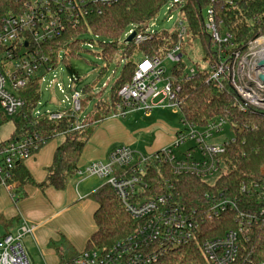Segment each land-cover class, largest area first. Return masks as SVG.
I'll return each instance as SVG.
<instances>
[{"label": "built area", "instance_id": "2783aa9c", "mask_svg": "<svg viewBox=\"0 0 264 264\" xmlns=\"http://www.w3.org/2000/svg\"><path fill=\"white\" fill-rule=\"evenodd\" d=\"M118 1L31 0L23 14H9L0 19V124L15 116L18 122L20 118L26 119L22 113L25 101L18 95L19 91L26 87L38 71L43 72L39 77L41 85L43 75L55 70L48 65L47 58L39 56L37 51L20 54L22 44L28 47L25 41L29 39L34 45H42L57 37L67 20L76 26L79 18L90 13L93 7L110 6ZM236 1L208 0L204 29L212 43L220 48L222 56L209 67V81L216 83L219 88L228 82L240 100L239 109L242 112L253 109L264 115V79L260 78L264 77V36L250 40L243 52H228L226 48L231 49L233 46L232 37L228 33L220 36L217 31L215 6L221 3L231 7ZM178 3L173 0L171 7ZM153 26L152 21L143 32L131 28L128 35L134 33L132 42L135 45L142 44L156 34V31L151 30ZM185 33L186 29L181 28L177 33L178 40L182 41ZM180 42L163 59L143 58L137 63L131 81L118 92L121 104L112 118L135 112L148 115L157 108L180 112V103L176 97L179 87H173L171 77L163 79V60L175 65L183 59ZM8 63H13L12 72L8 71ZM189 74L193 75L194 71L191 70ZM69 82L71 96L66 98V109L45 111L42 115L34 110L32 117L52 122L71 119L73 123L70 130L84 129L85 122L78 119L81 92L75 89L72 78ZM56 88L60 94H66L61 84L56 83ZM33 125L32 122L29 127L33 128ZM182 125L183 130L173 135V144L154 154H139L122 145L113 148L105 162H92L87 166V175L107 179L106 185L136 223V228L109 248L84 250L70 261L60 264H156L172 251L197 242L205 224L229 211L236 214V228L221 237L203 239L200 250L204 264H237L239 238L244 228L258 225L264 220V166L260 169V178L242 185L237 195L206 194L204 199L207 206L202 210L191 209L180 202V195L169 179L164 178L163 189L158 190L155 186L152 189V184L147 180V167L155 163L167 165L174 177L194 176L204 182V179L219 173L222 165L225 166V147L233 142V138L219 144L212 142L214 134L228 126L221 118L203 128L185 122ZM45 139L36 130L17 133L15 129L8 139L0 141L1 187L9 189L7 181L11 179L15 164L33 157L46 144ZM185 144L189 146L182 150ZM175 150L178 154H175ZM243 197L257 199L260 208L244 207L246 201ZM33 230L34 226L24 224L16 234L0 237V264H30L21 241L25 235L32 234Z\"/></svg>", "mask_w": 264, "mask_h": 264}, {"label": "trees", "instance_id": "16d2710c", "mask_svg": "<svg viewBox=\"0 0 264 264\" xmlns=\"http://www.w3.org/2000/svg\"><path fill=\"white\" fill-rule=\"evenodd\" d=\"M31 0H0V19L6 15H21L26 10V5ZM173 0H119L117 3L105 7H93L86 16L79 18L76 26L67 20L63 31L53 40L42 45H34L27 39L28 47L22 44L20 54L37 51L39 56L46 57L48 65L56 69L63 64L74 82L79 78L72 68L71 61L78 58L81 45L85 44L87 37L102 39L98 43L101 49L106 68L99 75L107 72V68L115 60L117 54L124 60L119 76L110 89L109 104L99 100L96 108L104 107V118L115 114L121 104L118 97L119 90L128 84L134 74L137 63L143 58L165 57L173 46L179 43L177 33L169 31L156 32L151 40L139 45L124 42L119 44L121 36L129 28L136 32H143L152 22L160 10ZM169 13L178 10L186 26V34L193 43H198L202 60L208 69L187 72L183 59L173 65L170 70L173 87H179L176 97L180 103L182 122L203 128L217 119L226 121L228 127L234 131L233 142L226 145L223 156L226 172L221 174L214 185L209 186L201 179L194 176L174 177L167 165L155 163L147 167V180L158 190L163 189L164 178L175 185V190L180 195V202L187 207L202 210L207 206L204 196L206 194H220L225 196L237 195L242 185H247L260 178V169L264 166V115L258 114L253 109L242 112L239 109L240 100L228 82L222 88L209 81V67L219 57V47L212 43L209 34L204 29L205 11L208 0H177ZM69 16V14L67 15ZM68 18V17H67ZM66 18V19H67ZM217 31L220 36L228 33L232 37V48L226 51H240L246 49L247 43L258 37L264 36V0H237L231 6L221 3L215 6ZM181 43V42H180ZM133 51H136L134 55ZM139 59L138 62L134 60ZM39 76L32 78L21 94L25 101L22 113L26 119H19L15 129L17 133L25 130H36L45 139L46 143L53 138L63 135L64 141L56 148L51 166L46 171L45 180L36 183L24 166L18 162L12 171L11 179L7 181L8 192L14 203L25 198L24 187L35 186L39 189L47 187L63 191L70 180L78 171V163L84 151L88 137L79 140L81 131H72L71 119L52 122L44 118H33L40 98ZM93 88L85 86L81 89L92 99ZM34 127H29L31 123ZM244 207L260 208L257 199L243 197ZM92 200L98 208L93 215L95 232L86 243L85 250H104L131 234L136 228V223L124 211L120 201L108 185H103L93 195ZM234 211L226 212L205 224L201 230V238L189 246H184L163 256L156 264H204L200 246L203 239L217 238L226 232L234 230L237 226ZM17 218L1 222L4 224L5 234L10 228L16 226ZM1 237V236H0ZM240 253L237 264H263L264 263V220L258 225L245 227L239 238ZM53 245V244H52ZM55 246V245H54ZM61 255L60 248H55ZM70 261V260H69ZM63 263V262H62Z\"/></svg>", "mask_w": 264, "mask_h": 264}, {"label": "crops", "instance_id": "0c3cea01", "mask_svg": "<svg viewBox=\"0 0 264 264\" xmlns=\"http://www.w3.org/2000/svg\"><path fill=\"white\" fill-rule=\"evenodd\" d=\"M154 135L152 145L146 149L147 155L173 144L174 136L171 134L156 132ZM52 140L24 162L26 170L36 183L45 180L55 150L62 143ZM134 143L136 140L117 120L104 118L97 122L96 128L88 137L77 166L78 171L63 191L50 187L39 189L35 186H25V198L13 203L8 190H0L1 218L3 221L13 218L18 220L16 226L10 228L9 234H16L24 224L34 226L32 234L25 235L23 239L31 237L44 264L68 262L83 252L96 229L93 215L98 206L92 200V195L103 186L99 183V178L87 175L85 169L92 162H105L110 151L117 146L125 145L133 150ZM0 226L2 236L7 232L3 223ZM64 242L70 251L61 252L59 255L55 248H60ZM24 250L27 252L26 247Z\"/></svg>", "mask_w": 264, "mask_h": 264}, {"label": "rangeland", "instance_id": "374dc122", "mask_svg": "<svg viewBox=\"0 0 264 264\" xmlns=\"http://www.w3.org/2000/svg\"><path fill=\"white\" fill-rule=\"evenodd\" d=\"M171 3L166 4L158 13L156 18L153 20L154 26L151 30L156 32L169 31L171 33H179L181 28H186L183 23L182 17L178 10L169 13ZM182 24V25H181ZM131 30L129 28L125 35L121 36L119 39V44L124 45L127 39L128 32ZM102 42V39L96 37H87L85 44L81 45L80 51L78 52V58L71 61V65L75 73L77 74L79 81L74 82V87L77 91L81 92V89L85 86H91L92 99H88L87 93L83 94L81 92V111L78 113V119L86 123L83 131L79 134L78 139L83 140L89 137L93 130L96 128L97 122L104 119V107L96 108V104L99 100L104 103L109 104L110 89L114 82L119 76L120 70L123 66L124 60L121 59L120 55L115 56V60L107 68V72L103 75H99L103 68H106V63L103 57L100 55L101 49L98 43ZM134 55L131 56L133 59L137 54L133 51ZM181 54L183 55V63L186 65L187 72L190 71H201L208 69L207 64L202 60V55L200 52V47L198 43H193L189 40V36L185 33L181 41ZM163 59V57H161ZM139 59L134 60L138 62ZM173 64L167 60H163V67L165 69V75L163 79L170 77V70ZM8 71L12 72L14 70L13 63L7 64ZM43 72L38 71L37 76H41ZM71 78L68 74L66 67L60 64L55 70L50 73L43 75V83L40 85V98L37 102L35 112L42 115L45 111H56L64 110L67 108L68 103L66 98L71 96V90L68 89L70 86ZM56 83H59L66 90V94L62 95L58 92L56 88ZM105 85V88L102 86ZM25 87L22 88L18 95L21 96ZM63 102V103H61ZM112 118V117H110ZM117 120L136 140L133 145V150L136 149V153L146 154V149L149 148L155 138V133L160 132L165 135H175L177 131L183 130L182 125V115L179 111H173L169 108H157L152 110L148 115H144L142 112H135L127 114L124 117L112 118ZM18 122V118L12 117L3 120L0 124V141L8 139V137L15 131V124ZM92 123V124H91ZM91 124V125H90ZM234 137V131L228 126L224 127L222 131L218 134H214L212 142L223 143L226 139H231ZM52 141L63 142V136H57L53 138ZM189 144H185L181 147L182 150L187 148ZM178 154L177 150L174 151ZM226 172V168L222 165L219 173L215 176L204 179V182L212 186L219 178L221 174ZM99 183L104 185L107 183V179H100ZM0 190H5L4 187L0 186ZM23 200V199H22ZM14 203V200L12 201ZM1 222L3 219L1 218ZM1 225V223H0ZM2 228V226H0ZM22 246L27 248V258L30 264H44L41 256L36 249L30 236L25 237L21 241ZM31 244V248H30ZM189 246V245H188ZM23 247V248H24ZM69 246L64 242L60 245L61 252L70 251Z\"/></svg>", "mask_w": 264, "mask_h": 264}, {"label": "water", "instance_id": "95a60500", "mask_svg": "<svg viewBox=\"0 0 264 264\" xmlns=\"http://www.w3.org/2000/svg\"><path fill=\"white\" fill-rule=\"evenodd\" d=\"M133 37H134V33L129 34V36L127 37V39L125 40V42L126 43H130L132 41ZM262 64H264V61L262 62ZM260 78L261 79H264L263 76H261Z\"/></svg>", "mask_w": 264, "mask_h": 264}]
</instances>
